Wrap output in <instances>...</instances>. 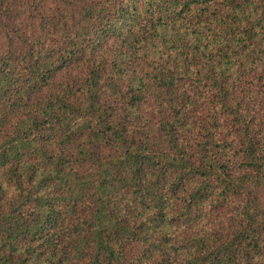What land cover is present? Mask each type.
Returning <instances> with one entry per match:
<instances>
[{
  "label": "trees",
  "instance_id": "trees-1",
  "mask_svg": "<svg viewBox=\"0 0 264 264\" xmlns=\"http://www.w3.org/2000/svg\"><path fill=\"white\" fill-rule=\"evenodd\" d=\"M0 264H264V0H0Z\"/></svg>",
  "mask_w": 264,
  "mask_h": 264
}]
</instances>
